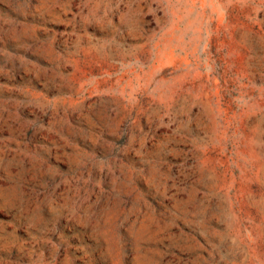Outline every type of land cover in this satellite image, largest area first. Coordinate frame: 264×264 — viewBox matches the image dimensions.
I'll use <instances>...</instances> for the list:
<instances>
[{
    "label": "rangeland",
    "instance_id": "rangeland-1",
    "mask_svg": "<svg viewBox=\"0 0 264 264\" xmlns=\"http://www.w3.org/2000/svg\"><path fill=\"white\" fill-rule=\"evenodd\" d=\"M0 264H264V0H0Z\"/></svg>",
    "mask_w": 264,
    "mask_h": 264
}]
</instances>
